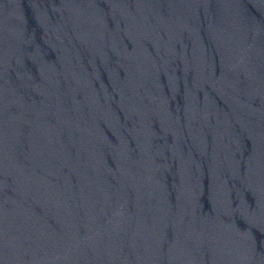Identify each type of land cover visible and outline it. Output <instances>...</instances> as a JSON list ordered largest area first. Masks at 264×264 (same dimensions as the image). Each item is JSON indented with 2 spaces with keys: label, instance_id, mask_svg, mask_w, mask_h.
Here are the masks:
<instances>
[{
  "label": "water",
  "instance_id": "1",
  "mask_svg": "<svg viewBox=\"0 0 264 264\" xmlns=\"http://www.w3.org/2000/svg\"><path fill=\"white\" fill-rule=\"evenodd\" d=\"M264 53V0H224Z\"/></svg>",
  "mask_w": 264,
  "mask_h": 264
}]
</instances>
